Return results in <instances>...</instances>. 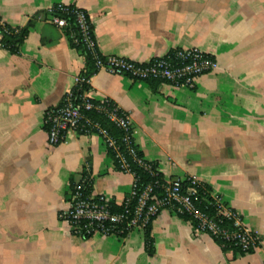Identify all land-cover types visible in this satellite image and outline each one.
Masks as SVG:
<instances>
[{
  "label": "crops",
  "instance_id": "obj_1",
  "mask_svg": "<svg viewBox=\"0 0 264 264\" xmlns=\"http://www.w3.org/2000/svg\"><path fill=\"white\" fill-rule=\"evenodd\" d=\"M56 6L84 10L102 56L138 63L171 49L211 54L217 69L193 90L92 75L89 97L114 102L133 142L167 180L209 187L259 249L223 252L190 221L162 211L124 240L70 235L58 215L70 185L88 168L92 193L120 204L133 177L116 170L97 136L68 134L46 145V110L57 106L86 59L50 23ZM0 19L27 34L15 52L0 47V264H264V0H0Z\"/></svg>",
  "mask_w": 264,
  "mask_h": 264
},
{
  "label": "built area",
  "instance_id": "obj_2",
  "mask_svg": "<svg viewBox=\"0 0 264 264\" xmlns=\"http://www.w3.org/2000/svg\"><path fill=\"white\" fill-rule=\"evenodd\" d=\"M49 18L54 27L69 33L75 46H82L89 54L93 62L90 77L104 71L111 76L126 77L132 82L193 90L200 77L213 73L218 67L215 57L195 48H174L143 63L102 56L97 48L93 26L84 10L56 6L49 11ZM20 32V29L8 26L0 19V47L4 48V38L18 36ZM82 74L75 79L73 88L60 103L44 113L46 145L54 148L68 134L79 138L97 136L107 152L112 153L116 170L130 174L133 184L123 201L116 204L105 195H94L88 168L81 172L79 179L70 185L65 203L67 208L58 215L70 235L80 240L93 237L124 240L133 232L144 234L160 213L167 210L187 218L197 232L218 241L221 249L229 247L242 256L256 252L260 246V233L243 224L241 217L214 196L208 186L190 178L167 180L162 177V180H156L159 172L139 155L128 116L111 100H92L88 88L90 77H83ZM91 113L102 115L121 130L123 136L120 139L111 137ZM132 165L154 180L139 186Z\"/></svg>",
  "mask_w": 264,
  "mask_h": 264
},
{
  "label": "trees",
  "instance_id": "obj_3",
  "mask_svg": "<svg viewBox=\"0 0 264 264\" xmlns=\"http://www.w3.org/2000/svg\"><path fill=\"white\" fill-rule=\"evenodd\" d=\"M56 15V14H54ZM70 22L73 23V19L70 18ZM27 34V28L21 30L20 34L18 36L15 37H6L3 40L4 43V48H7L8 50H10L11 52H15L17 50V48L19 47V45L22 43L23 39L25 38ZM64 35L66 36V38L68 39L70 46L79 51L86 59V69L83 72L82 76L83 77H90L92 71H93V62L91 60V58L89 57V54L85 51V49L82 46H75L69 36V33L64 32ZM91 116L95 119H97V121L99 122V124L101 125V127L103 129H105L109 135L115 139H120L123 136V133L121 130L117 129L112 123L108 122L106 118H104L102 115H98L95 113H91ZM108 156L111 158V160L113 161V155L111 152H107ZM139 155H141V153L139 152ZM132 170L134 171V173L136 174V176L139 179V186H144L146 184H148L149 182L153 181L154 179H152V177H150L146 172H144L142 169L138 168L135 165H132ZM156 180H162V176L161 174H158V176L156 177ZM209 188V187H208ZM210 190V189H209ZM185 220H188L187 218H183ZM144 241H145V246L147 251H151V246H152V238H151V226H149L144 234ZM214 242L216 244H220L218 241L214 240ZM223 252H227V251H233V254L235 255H240L242 256L237 250H233L232 248L229 247H225L222 248Z\"/></svg>",
  "mask_w": 264,
  "mask_h": 264
}]
</instances>
